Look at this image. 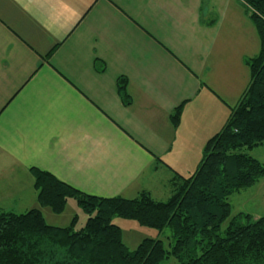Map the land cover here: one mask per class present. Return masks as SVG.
<instances>
[{
	"label": "crops",
	"instance_id": "obj_1",
	"mask_svg": "<svg viewBox=\"0 0 264 264\" xmlns=\"http://www.w3.org/2000/svg\"><path fill=\"white\" fill-rule=\"evenodd\" d=\"M227 7L0 0V201L35 195L32 167L101 197L144 190L156 198L153 185L169 197L173 174L190 175L225 123L249 80L244 59L259 50L258 37L254 53L231 47L221 31ZM121 76L128 106L117 91ZM196 122L202 129L185 135ZM185 158L196 160L174 162Z\"/></svg>",
	"mask_w": 264,
	"mask_h": 264
},
{
	"label": "trees",
	"instance_id": "obj_2",
	"mask_svg": "<svg viewBox=\"0 0 264 264\" xmlns=\"http://www.w3.org/2000/svg\"><path fill=\"white\" fill-rule=\"evenodd\" d=\"M240 1L256 30L259 50L244 59L248 83L223 126L205 142L195 170L188 176L174 173L163 201L144 190L133 198L85 193L32 167L33 189L42 205L60 212L73 197L88 217L82 228L74 229L73 222L48 225L36 208L22 213L0 208V264H161L170 257L178 264H264V216L231 215L229 202L231 195L264 178V164L246 152L264 146V0ZM95 65L104 69L102 61ZM126 87V77H119L117 91L128 106ZM181 111L180 104L170 113L173 126ZM116 216L158 231L169 228L171 248L160 239L145 238L128 250L112 223Z\"/></svg>",
	"mask_w": 264,
	"mask_h": 264
},
{
	"label": "rangeland",
	"instance_id": "obj_3",
	"mask_svg": "<svg viewBox=\"0 0 264 264\" xmlns=\"http://www.w3.org/2000/svg\"><path fill=\"white\" fill-rule=\"evenodd\" d=\"M220 1H227L229 6L227 7L228 11L226 10L227 15L221 26V31L226 34L227 38L231 39V41L233 42L231 47L233 48L235 46H243V49L246 48L247 52H256L258 48L257 36L253 30L249 18H247L243 11L240 1ZM244 69L245 71H247L245 66ZM216 126L217 128H219L220 124ZM201 129L202 125L196 122V124H192L190 127L185 128L184 132L185 135H188L190 133H196ZM246 152L250 156L257 159L259 162L264 164V146H258ZM201 154L202 150L200 153V158ZM194 160H196V158H185L184 161L179 160L174 162H184L186 164L192 165ZM185 167L188 168L187 166ZM182 170L186 169L182 168ZM151 188L152 192L157 196L156 198L152 196L154 199L164 201L168 198L167 193L162 190L160 186L153 185V187L151 186ZM35 198L36 195L33 194L26 196L22 201H19L17 197H12V199H10L9 197L7 199H2L0 201V206L4 211H11L15 213H22L31 208L39 209L45 222L51 226L67 227L72 222L74 224V229H80L84 226L88 216L78 206L75 198H68L63 209L60 212H55L49 206L42 205ZM229 202L231 206V215L242 212L251 215L253 218L264 216V178L259 179L253 186L231 195L229 197ZM112 223L116 224L120 228L121 241L130 251L135 250L138 244L145 238L160 239L167 250L171 248V244L173 243L171 231L167 227L162 231H158L153 227L143 226L136 220L125 219L118 216L112 219ZM225 227L226 223L222 225L221 229L223 230ZM161 264H178V262L170 257L163 260Z\"/></svg>",
	"mask_w": 264,
	"mask_h": 264
}]
</instances>
